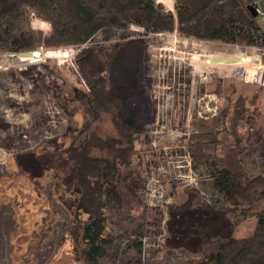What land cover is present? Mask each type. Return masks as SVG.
<instances>
[{"label": "rangeland", "instance_id": "rangeland-1", "mask_svg": "<svg viewBox=\"0 0 264 264\" xmlns=\"http://www.w3.org/2000/svg\"><path fill=\"white\" fill-rule=\"evenodd\" d=\"M32 26L43 35L50 30L36 18ZM95 36L100 42L101 33ZM80 48L40 45L30 57L0 52V264H87L72 237L62 238L75 217L63 202L60 171L43 156L76 147L89 131L115 132L107 112H95L85 95L75 62ZM122 54L134 69L115 75L127 82L124 98L136 123L132 169L142 184L107 200L114 244L93 264H190L212 242L207 233L230 234L231 242L251 235L256 214L220 204L222 194L188 145L194 133L230 132L233 106L241 104L252 114L237 121L247 145L230 156L248 176H264V47L198 40L175 29L133 36Z\"/></svg>", "mask_w": 264, "mask_h": 264}, {"label": "trees", "instance_id": "trees-1", "mask_svg": "<svg viewBox=\"0 0 264 264\" xmlns=\"http://www.w3.org/2000/svg\"><path fill=\"white\" fill-rule=\"evenodd\" d=\"M172 1L174 11L166 9L162 0H0V52L16 54L40 45L81 46L75 62L88 86L85 95L95 112H107L115 130L104 136L89 131L76 147L43 154L61 173L63 202L76 221L75 227H70L72 221L62 231V238L66 233L72 237L79 259L87 264L96 263L113 248L107 200L121 189L142 184L132 169L136 123L124 98L127 82L115 75L118 71L129 75L134 69L122 54L126 44L141 33L176 29L198 40L264 47V31L247 8L252 0ZM33 18L50 24L47 35L32 26ZM97 33L101 41L87 45ZM233 107L230 132L194 133L188 146L193 159L206 166L211 188L222 194L220 204L256 214L255 228L234 242L230 234L207 233L212 242L190 264H215L219 254L224 264H264V176H248L239 160L230 156L242 153L247 145L237 121L252 114L241 104ZM146 209L139 212L144 219Z\"/></svg>", "mask_w": 264, "mask_h": 264}, {"label": "water", "instance_id": "water-1", "mask_svg": "<svg viewBox=\"0 0 264 264\" xmlns=\"http://www.w3.org/2000/svg\"><path fill=\"white\" fill-rule=\"evenodd\" d=\"M248 10L250 11V13L253 16H256L257 14V10L256 7L253 4H249L247 6ZM94 41H96V36L94 35L88 42L93 43ZM34 54V51H23V52H19V55H23V56H27L30 57Z\"/></svg>", "mask_w": 264, "mask_h": 264}, {"label": "built area", "instance_id": "built-area-1", "mask_svg": "<svg viewBox=\"0 0 264 264\" xmlns=\"http://www.w3.org/2000/svg\"><path fill=\"white\" fill-rule=\"evenodd\" d=\"M257 10V14H256V20L261 23L262 21H264V9L260 6L258 0H252V3Z\"/></svg>", "mask_w": 264, "mask_h": 264}, {"label": "bare ground", "instance_id": "bare-ground-1", "mask_svg": "<svg viewBox=\"0 0 264 264\" xmlns=\"http://www.w3.org/2000/svg\"><path fill=\"white\" fill-rule=\"evenodd\" d=\"M213 59H214V58H213ZM215 59H216L217 61L222 60V59H217L216 57H215ZM238 59H239L240 61H244V60H246L247 58H246V56L241 55L240 57H238ZM210 61H211V59L207 60V62H210ZM247 62H248V61H247Z\"/></svg>", "mask_w": 264, "mask_h": 264}, {"label": "crops", "instance_id": "crops-1", "mask_svg": "<svg viewBox=\"0 0 264 264\" xmlns=\"http://www.w3.org/2000/svg\"><path fill=\"white\" fill-rule=\"evenodd\" d=\"M171 11H173V9H170Z\"/></svg>", "mask_w": 264, "mask_h": 264}]
</instances>
